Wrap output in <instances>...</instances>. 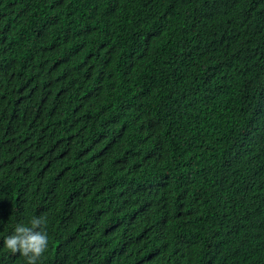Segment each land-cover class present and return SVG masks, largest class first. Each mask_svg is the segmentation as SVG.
Instances as JSON below:
<instances>
[{
	"label": "trees",
	"instance_id": "1",
	"mask_svg": "<svg viewBox=\"0 0 264 264\" xmlns=\"http://www.w3.org/2000/svg\"><path fill=\"white\" fill-rule=\"evenodd\" d=\"M40 215L37 264H264V0H0V264Z\"/></svg>",
	"mask_w": 264,
	"mask_h": 264
},
{
	"label": "clouds",
	"instance_id": "2",
	"mask_svg": "<svg viewBox=\"0 0 264 264\" xmlns=\"http://www.w3.org/2000/svg\"><path fill=\"white\" fill-rule=\"evenodd\" d=\"M160 28H154V34ZM184 32L183 29H176L174 37ZM156 65L160 64L163 56L168 52L163 48H156ZM47 217L44 215L33 216L29 223H17L14 231L7 235L3 241V247L12 254H19L25 258L26 264H37L42 255L49 247V237L46 231Z\"/></svg>",
	"mask_w": 264,
	"mask_h": 264
}]
</instances>
